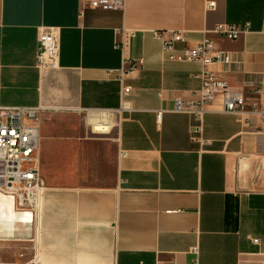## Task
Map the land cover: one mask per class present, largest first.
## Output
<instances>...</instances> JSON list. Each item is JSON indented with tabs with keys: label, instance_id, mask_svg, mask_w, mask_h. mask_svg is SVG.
I'll return each instance as SVG.
<instances>
[{
	"label": "crops",
	"instance_id": "obj_1",
	"mask_svg": "<svg viewBox=\"0 0 264 264\" xmlns=\"http://www.w3.org/2000/svg\"><path fill=\"white\" fill-rule=\"evenodd\" d=\"M88 2L0 0V105L46 108L36 214H18L11 199L0 230L4 215L35 221V264H262L264 119L226 111L221 96L201 120L175 110L204 66L169 59L153 31L183 30L191 45L210 36L233 63L207 68L264 107V0ZM219 23L246 30L228 39L212 31ZM47 27L59 30V67L39 72ZM89 125H116L114 136H91Z\"/></svg>",
	"mask_w": 264,
	"mask_h": 264
},
{
	"label": "built area",
	"instance_id": "obj_2",
	"mask_svg": "<svg viewBox=\"0 0 264 264\" xmlns=\"http://www.w3.org/2000/svg\"><path fill=\"white\" fill-rule=\"evenodd\" d=\"M214 4L211 1L208 6L213 7ZM88 5L105 10H116L123 8L124 0H89ZM245 30L246 28H241L238 25L219 23L212 31L225 38L236 39ZM122 33L133 35V31L123 30ZM153 35L161 42L162 50L168 53L169 59L176 61L197 60L204 66L199 74L200 88L194 92L192 99L176 97L175 110L191 111L198 120H201L205 106L215 97L221 96L226 111L256 114L264 119V107L258 98L247 97L242 90L229 86L217 73L207 68L213 62H222L228 66L233 63L226 52L216 48L215 42L210 36L205 35L191 45L183 30H154ZM178 46H181L180 50H177ZM59 59V30L55 27L40 28L36 61L39 72L58 68ZM134 67V63H131L126 69L122 67L120 76ZM124 91H128V88H124ZM44 110L46 108L42 105H0V192L4 191L15 195L19 204L36 205L44 188L38 168L40 140L38 118ZM82 111L88 115L92 110L83 109ZM161 113V110L157 111L158 118ZM121 154L125 155V152ZM189 264L199 263L194 260ZM262 264H264V260Z\"/></svg>",
	"mask_w": 264,
	"mask_h": 264
},
{
	"label": "rangeland",
	"instance_id": "obj_3",
	"mask_svg": "<svg viewBox=\"0 0 264 264\" xmlns=\"http://www.w3.org/2000/svg\"><path fill=\"white\" fill-rule=\"evenodd\" d=\"M48 114L50 115L52 112H48ZM77 118L87 122L86 113H80ZM115 128L116 125L108 133H99L93 132L91 125H89V135L94 137H113ZM11 199L14 201V208L18 214L21 215L26 210L36 214V205L19 204L15 195L7 194L3 191L0 192V205L10 206ZM6 216H1L10 222H7L4 229L0 230V264H35L37 252L35 221L27 222L25 218L19 216L20 221L15 222L16 219H10Z\"/></svg>",
	"mask_w": 264,
	"mask_h": 264
},
{
	"label": "bare ground",
	"instance_id": "obj_4",
	"mask_svg": "<svg viewBox=\"0 0 264 264\" xmlns=\"http://www.w3.org/2000/svg\"><path fill=\"white\" fill-rule=\"evenodd\" d=\"M104 113H106V112H104ZM93 114V113H92ZM100 114H103V113H100ZM101 116V115H100ZM99 116V119H101V117ZM110 116V115H109ZM105 117V116H104ZM92 118V117H91ZM97 119V118H96ZM108 119H110V117L109 118H107L106 120H108ZM96 121V120H95ZM111 122V121H110ZM4 192V191H3ZM6 193V192H5ZM7 194H9V193H7ZM36 205H37V202H36Z\"/></svg>",
	"mask_w": 264,
	"mask_h": 264
}]
</instances>
